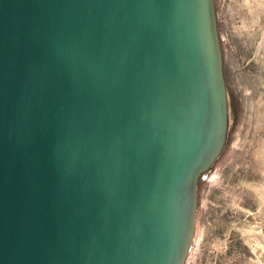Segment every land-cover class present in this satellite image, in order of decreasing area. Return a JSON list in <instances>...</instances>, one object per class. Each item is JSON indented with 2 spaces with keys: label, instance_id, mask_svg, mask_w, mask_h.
Masks as SVG:
<instances>
[{
  "label": "water",
  "instance_id": "obj_1",
  "mask_svg": "<svg viewBox=\"0 0 264 264\" xmlns=\"http://www.w3.org/2000/svg\"><path fill=\"white\" fill-rule=\"evenodd\" d=\"M229 127L215 0H0V264H185Z\"/></svg>",
  "mask_w": 264,
  "mask_h": 264
},
{
  "label": "rangeland",
  "instance_id": "obj_2",
  "mask_svg": "<svg viewBox=\"0 0 264 264\" xmlns=\"http://www.w3.org/2000/svg\"><path fill=\"white\" fill-rule=\"evenodd\" d=\"M230 102L226 145L198 183L185 264H264V0H215Z\"/></svg>",
  "mask_w": 264,
  "mask_h": 264
},
{
  "label": "trees",
  "instance_id": "obj_3",
  "mask_svg": "<svg viewBox=\"0 0 264 264\" xmlns=\"http://www.w3.org/2000/svg\"><path fill=\"white\" fill-rule=\"evenodd\" d=\"M230 102H231L232 105H235V107H236V101H235V99H234V97L232 95H231V101Z\"/></svg>",
  "mask_w": 264,
  "mask_h": 264
}]
</instances>
